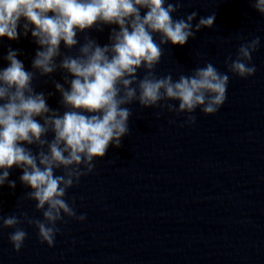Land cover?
Returning a JSON list of instances; mask_svg holds the SVG:
<instances>
[{
	"label": "clouds",
	"instance_id": "1",
	"mask_svg": "<svg viewBox=\"0 0 264 264\" xmlns=\"http://www.w3.org/2000/svg\"><path fill=\"white\" fill-rule=\"evenodd\" d=\"M249 3L264 16V0ZM181 7V0L175 4L167 0H0V38L18 39L19 22L24 18V35L34 26L31 35L42 49L36 52L33 69L41 76L60 69L73 77H64L70 84L67 90L54 82L66 109L61 115L49 108L43 92L35 91V72L25 70L17 51L9 49V66L0 70V187L7 182L15 189L16 182L8 179L9 170L22 169L19 179L31 190L16 207L20 209L23 200L34 201L35 210L42 214L36 218L18 211L5 216L0 208V231L13 229L8 239L15 252L21 251L28 238L22 225L34 227L40 243L51 248L61 232L58 224L86 219V214H77L75 199L69 203L65 197L82 177L94 172V161L104 158L110 146L122 147L133 116L127 105L138 102L142 109H160L155 113L157 119L164 110L178 117L183 114L186 119L181 127L192 126L197 109L214 116L225 104L228 73L240 79L255 75L252 60L261 45L259 36L240 44L235 59L231 55L225 59L228 72L207 62L177 79L171 73L158 76L155 70L164 55L163 45L184 46L201 29L215 25V12L200 17L195 25L196 11L174 19ZM142 9L147 10L143 16ZM105 25L119 29L111 30L108 44L101 46L87 35L80 44L78 33L102 31ZM61 42L69 51L79 45L78 54L62 53ZM142 68L145 74L140 78ZM48 133L54 134L50 141ZM23 145H36L38 151L33 153Z\"/></svg>",
	"mask_w": 264,
	"mask_h": 264
}]
</instances>
